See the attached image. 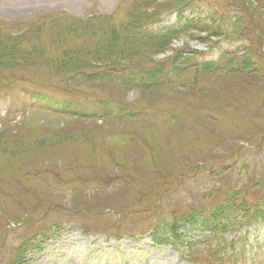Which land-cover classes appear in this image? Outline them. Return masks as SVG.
<instances>
[{
    "label": "rangeland",
    "instance_id": "374dc122",
    "mask_svg": "<svg viewBox=\"0 0 264 264\" xmlns=\"http://www.w3.org/2000/svg\"><path fill=\"white\" fill-rule=\"evenodd\" d=\"M182 6L207 13L180 33L147 31ZM239 45L240 71L194 64L196 52L218 59ZM159 63L155 77L121 68ZM111 64L122 79L66 72ZM20 87L68 107L38 106ZM238 188L248 215L224 237L246 256L230 264H264V207L259 221L249 214L264 204V0H0V264H193L183 248L128 232L209 219Z\"/></svg>",
    "mask_w": 264,
    "mask_h": 264
},
{
    "label": "trees",
    "instance_id": "16d2710c",
    "mask_svg": "<svg viewBox=\"0 0 264 264\" xmlns=\"http://www.w3.org/2000/svg\"><path fill=\"white\" fill-rule=\"evenodd\" d=\"M184 6L180 8H174L171 11L174 10H180ZM158 18H155L153 21L157 20ZM181 19V18H179ZM231 19H235L237 22H239V18L237 16L231 17ZM151 21V22H153ZM201 22V20H196ZM206 21H209V17L206 18ZM150 22V23H151ZM194 22L193 20L188 21L184 25L177 27V28H171V29H165V31H158V32H164L161 37L165 36L168 33H180L181 31H185L189 27H192L190 24ZM146 28H148L146 26ZM210 30H214V26H210ZM41 31V30H40ZM147 31H152L150 29H147ZM146 30H142L141 34L147 35L148 32ZM135 36H137L134 33ZM215 37H222L221 35H214ZM209 37H213V35H209ZM83 47L87 48L88 51L92 50L93 47H86L83 45ZM248 49L243 46L239 45L238 48H235L234 50L228 51L223 54V59L220 62H206V61H200L198 59V54L194 55V64L196 66H214L216 63H219L224 66V69H231L233 71H240L242 70L243 67V62H245L244 59L240 58V55L238 53L242 52L246 54ZM235 56L238 58L237 63L229 66L226 63L233 59L235 60ZM224 59H227L226 61ZM243 60V61H242ZM246 60L252 61L250 58H246ZM251 64V62H250ZM136 66H127V67H121L122 72L124 75L128 76H137V75H143L147 77H155L156 75L160 74L166 67V63H159L155 66L148 67L146 65H141L138 68H135ZM177 66H172L169 69V72L174 73ZM72 71V70H71ZM71 71H67L70 75L76 76L75 78H80L84 79L87 78L89 81L91 80H100L104 77H111L112 75H116L118 79H122V74L120 71L116 70L115 65L111 64L109 67L101 70H96L94 72H91L87 74L86 71L84 70H76L71 74ZM91 79V80H90ZM59 109L67 108L68 107V101H65L63 103L59 104ZM237 190H231L235 191L234 197L230 199L231 204H223L219 205L216 208H214L215 215L211 218H198V219H190L188 222L185 223L186 218L184 214L180 215H175L172 216L170 221V225H162V224H157L155 226L151 225L150 228L148 227H142V228H137L135 230H131L128 232V235L137 237L139 234H145L149 233L151 239L156 243L160 245H171L173 248L178 249V248H183L184 249V256L185 258L192 262L193 264H230L234 263L236 261H243L245 253L243 252L244 246L241 247V251L237 252L234 248V243L235 241V236L232 237V239L228 240L226 237H224V234H232L236 230V225L244 226V219L248 215L247 213V200H243L244 196L241 193H238ZM261 189H255V191H259ZM260 202V201H259ZM256 204V202H254ZM252 203L251 205V213L252 218H251V223L254 221V216H260L261 213L260 211L263 210L264 204L262 205L260 203L259 206V211H256L254 207L256 205ZM87 209V208H86ZM226 210H230V212H227ZM202 210L198 211L197 213L201 212ZM84 213L89 215L90 212L88 210L84 211H76V214ZM194 213L190 214L187 218H193L197 217L199 214ZM243 213L244 215H239ZM240 217V219H238ZM260 217L258 218L259 221ZM186 224H200L201 227L205 231H209V236H203L202 238H186L187 235L185 232H181V227L186 225ZM104 232V230H84V233L88 234H99ZM212 235H217L216 239H219L217 243L212 242ZM113 238L119 239L121 236H119V233L113 232L112 235ZM187 239V240H186ZM240 239V237H239ZM243 240V238H242ZM239 241V240H237ZM204 244L205 246L203 248H200V245ZM22 249V253H25L27 251V242H24L20 244V248ZM228 250H234L236 253H230Z\"/></svg>",
    "mask_w": 264,
    "mask_h": 264
}]
</instances>
